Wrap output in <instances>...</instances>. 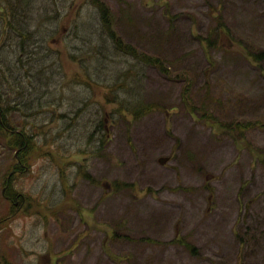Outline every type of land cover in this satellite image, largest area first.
Listing matches in <instances>:
<instances>
[{
	"label": "rangeland",
	"instance_id": "obj_1",
	"mask_svg": "<svg viewBox=\"0 0 264 264\" xmlns=\"http://www.w3.org/2000/svg\"><path fill=\"white\" fill-rule=\"evenodd\" d=\"M49 1L63 11L33 0L28 15L35 26L36 13L59 12V31L45 22L39 32L54 36L52 52L32 36L21 65L0 47L4 82L22 93L29 58L42 89L38 102H10L11 124L32 133L27 148L6 146L17 132L0 135V261L264 264V59L248 54L264 50V0H104L112 29L170 72L132 56L88 57L104 35L79 29L75 38L69 27L91 0ZM7 2L15 0H0V10ZM122 11L136 28L120 22ZM15 61L17 78L8 71ZM139 102L154 109L135 119ZM248 119L257 124L235 129ZM114 181L128 185L115 190Z\"/></svg>",
	"mask_w": 264,
	"mask_h": 264
},
{
	"label": "trees",
	"instance_id": "obj_2",
	"mask_svg": "<svg viewBox=\"0 0 264 264\" xmlns=\"http://www.w3.org/2000/svg\"><path fill=\"white\" fill-rule=\"evenodd\" d=\"M6 1H9V0H6ZM32 1L33 0H15L16 4L15 2H12L13 4H11V2H7V5L2 7V9L0 10L2 12L0 21L3 23V25L1 24L2 31L0 34V47L1 46L3 47L4 45H6L8 49V50H4L2 54L8 53L9 56H12L15 59L19 60V63L21 65H24V62L22 61L23 60L22 55H25L22 52H26L29 58L32 55L31 53H33L31 49L27 50L25 48V45L22 46L24 41L28 40L32 36L34 37V40H36L37 42L38 40L36 38L37 37L41 38V42L47 46L46 54H48L52 52L53 50L52 38L54 36L50 33V30H48L46 34H44L43 31L39 33L40 27L42 24H45V22H50L49 24H53L52 26H56L55 32H58L60 29V25H61L59 12H56L55 16L43 15V14L41 15V14L36 13V16L39 18V20L35 26H32L30 22L34 20L35 17L34 15H28V12L31 10ZM118 1L121 2L120 0ZM43 2H44L43 6L48 7L50 10L59 8V7H55L57 6L56 2H51L49 0H43ZM61 3H62V0H60L58 4H61ZM129 7H131V5ZM20 9L24 10V12H22ZM59 9L60 11H63L64 7L62 9L61 8ZM170 16L171 15H169V17ZM214 16H215V13H213V17ZM119 17H120L121 23L128 24V25L132 24L135 28L137 27L134 25L135 20L129 12L126 13L122 11ZM172 17L173 15L171 16V18ZM73 19H74L73 25H72V28L69 27V31L71 35L75 36V38L79 37L78 36L79 29L87 30V31L89 29L99 30V33L102 36L104 35L100 39L99 42L98 41L96 42L95 47L92 46L93 48H91V51L85 53V55H87L88 57H94L101 61L103 59H105V61H108L114 57H118L119 55H121L120 57L124 58L125 61H128L131 58H133L132 60H134L135 58L144 63L156 65L161 71L163 70L164 72H170L169 67H168L169 65L166 62L165 64L160 57H157L155 55H150L148 54V52L146 53L143 50H139L138 49L139 46H134L132 43H130L129 41L119 36L118 33L114 29H112V26H114L113 25L114 24L113 15L111 13L109 6L106 5V2L104 0H91V8L83 16V19H82V13H80V11L77 12V14L74 16ZM75 19H76V24H75ZM170 21H172V19ZM110 25H111V29L109 28ZM27 26H30V29H28ZM202 40H203L202 42H204L210 47L215 46L214 44H217L218 46H220L219 41L215 39L213 40L211 39V37H204ZM39 42H40V39H39ZM31 44L33 43H31V41H28L26 43V47H31ZM18 45H20L21 48H19ZM18 50H20L19 56H17ZM248 54L257 61L264 59V50L256 52V51H253L252 49H249ZM2 57H6V56L0 55V59ZM29 58L24 59L27 64V71H26L27 76L26 77H29V79H27L28 81L27 86L21 88L23 89L22 93L17 91L18 86H16V84L15 85L11 84L9 80L8 81L6 80L8 85L6 81L4 82L5 72H4L3 67L5 63L3 64L0 60V132H2V134L1 133L0 134L1 136H4L5 139H7L9 138L6 135L7 132L12 135H14L15 132H17L16 135L12 139L9 138V140L7 142L5 141V143L8 146L15 144L17 147L23 150L27 148L28 138L32 136V133L31 134L27 133L25 131V126L23 125H22L21 130L16 131L17 129L15 128L13 124H11L12 120L8 115H10V113L16 108L17 105H22L23 100L27 101L29 97L38 96L35 101V102H38L40 100V96H42L39 93L42 90L40 86L39 85L34 86L33 84V80L35 82L37 81L36 79L37 74L38 75L40 74L35 69L34 65H32L30 62L29 63L27 62ZM16 70H17V65L15 61L14 67L12 68L8 67V71L10 72L11 75H14V78L18 77L17 76L18 73L14 72ZM119 71H123L124 75L130 72L129 69H122ZM43 72H44V69H43ZM88 73H89V79H92L91 72H88ZM88 73L86 71L85 76ZM50 79L51 77L48 76L45 78V80L41 79L37 83L46 84L50 81ZM89 79L88 80L84 79V80H86L88 84L92 86V82H90ZM125 79L127 80L128 78H125ZM4 85L6 86V88L4 87ZM32 89L34 92H30ZM27 90H29V94L26 93ZM106 96L110 97V94L107 93ZM205 98H208V94H206ZM12 100H14L16 106L12 107V105H10V102ZM127 102L128 100H125L121 102L120 105L122 106L126 105ZM209 102H211V100H209ZM31 103L34 104L32 101ZM153 106H154L153 103L144 104V103L139 102V105L136 107V109L132 111V114H133L132 117L135 119H139L140 117L144 115V113L147 114L150 112V110L154 109ZM186 106L189 112L193 114L192 106L189 104H186ZM142 109H144V112H142ZM32 112L35 114L38 113V111H35V110H33ZM61 115L63 116V114ZM201 116H203L206 121L210 119L211 117L213 118L212 113L206 107H205V111L202 112ZM234 122H235L236 130H240L241 128L242 129L247 128L248 126H254L257 124L256 123L257 121L254 119H248L243 122H240V121H234ZM99 125H100V128H104L105 120L101 119L99 122ZM257 158L264 167V149L259 150L257 154ZM122 184L128 185V183H121L118 181H114L113 189L117 190ZM12 197L14 198V196ZM186 245L190 249V251H195V248L191 244L186 243Z\"/></svg>",
	"mask_w": 264,
	"mask_h": 264
},
{
	"label": "flooded vegetation",
	"instance_id": "obj_3",
	"mask_svg": "<svg viewBox=\"0 0 264 264\" xmlns=\"http://www.w3.org/2000/svg\"><path fill=\"white\" fill-rule=\"evenodd\" d=\"M15 157H16V156H15ZM16 159H17V161H16V162H17V165H16V167H14V170H13L14 173L17 172V171H19L20 168H21V166H22V163L20 164L19 156H17ZM19 164H20V165H19ZM18 196H20V195L17 193V194H15L14 197H18ZM0 264H7V261L1 260V261H0Z\"/></svg>",
	"mask_w": 264,
	"mask_h": 264
}]
</instances>
